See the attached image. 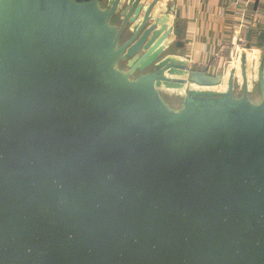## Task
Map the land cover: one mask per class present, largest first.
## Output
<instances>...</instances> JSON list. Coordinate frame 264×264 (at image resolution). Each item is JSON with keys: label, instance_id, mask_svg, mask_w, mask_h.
Here are the masks:
<instances>
[{"label": "water", "instance_id": "95a60500", "mask_svg": "<svg viewBox=\"0 0 264 264\" xmlns=\"http://www.w3.org/2000/svg\"><path fill=\"white\" fill-rule=\"evenodd\" d=\"M141 1L0 0V264H264V57L208 91Z\"/></svg>", "mask_w": 264, "mask_h": 264}, {"label": "crops", "instance_id": "0c3cea01", "mask_svg": "<svg viewBox=\"0 0 264 264\" xmlns=\"http://www.w3.org/2000/svg\"><path fill=\"white\" fill-rule=\"evenodd\" d=\"M152 1H141L142 10L138 21ZM255 1L160 0L152 14L156 18L167 13V27L177 23L179 32L184 34L181 40L184 46L176 58L186 62L190 69L204 70L209 67L211 75H222V83L211 89L214 92H218V87H224L222 92L226 90L229 74L234 71V79L239 86L236 91L239 94L241 56H246L248 91L257 79L259 62L261 57H264V0H258L254 8ZM170 7H173L174 13L167 11ZM175 12L179 13L178 19ZM248 33L249 41L246 40ZM241 38H244L246 46H250L249 49H238ZM178 40L179 38L173 35L168 40L170 45L167 49L173 56L176 55L174 43ZM191 88L197 89L194 86ZM186 90H183V93Z\"/></svg>", "mask_w": 264, "mask_h": 264}, {"label": "rangeland", "instance_id": "374dc122", "mask_svg": "<svg viewBox=\"0 0 264 264\" xmlns=\"http://www.w3.org/2000/svg\"><path fill=\"white\" fill-rule=\"evenodd\" d=\"M166 10V9H165ZM243 39L244 38H241V43L238 45V49H246V44L247 43H245L244 41H243ZM245 45V46H244ZM244 46V47H243ZM247 50V49H246ZM167 53H169L170 55H172L171 54V51L170 50H168V52ZM251 68H252V66H251ZM175 78H178L179 76L177 75V76H174ZM256 80L257 79H255V82H253V87H251L250 88V91H251V98L252 99H254V98H256L257 96H258V89H257V87H256ZM166 89V94H163L164 95V97L166 98V100L169 102V104L171 105V106H173V107H176L177 105H178V103L180 102V96L182 95V93H183V90L182 91H180V92H178V91H171V89L170 88H165ZM192 89V88H191ZM184 90H186V88L184 89ZM194 90V89H193ZM196 90H199V88H197ZM222 90H224L223 88H219V89H217V91L218 92H222ZM199 91H201V90H199ZM204 91V90H203ZM208 91H212V92H214V90H208ZM216 92V91H215ZM184 93H186V92H184Z\"/></svg>", "mask_w": 264, "mask_h": 264}, {"label": "bare ground", "instance_id": "6f19581e", "mask_svg": "<svg viewBox=\"0 0 264 264\" xmlns=\"http://www.w3.org/2000/svg\"><path fill=\"white\" fill-rule=\"evenodd\" d=\"M158 3H159V2H158ZM156 7H157V6H156ZM168 74H170V72H168L167 75H168ZM172 75H173V74H172ZM158 87H159L160 90H161L163 93H165V94H166V89H165V88H169L168 85H166V84H159ZM218 88H220V87H218ZM223 89H224V87H223ZM166 95H167V94H166Z\"/></svg>", "mask_w": 264, "mask_h": 264}, {"label": "built area", "instance_id": "2783aa9c", "mask_svg": "<svg viewBox=\"0 0 264 264\" xmlns=\"http://www.w3.org/2000/svg\"><path fill=\"white\" fill-rule=\"evenodd\" d=\"M250 0H247V2H249Z\"/></svg>", "mask_w": 264, "mask_h": 264}]
</instances>
